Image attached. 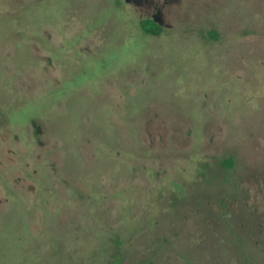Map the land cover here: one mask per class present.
I'll return each mask as SVG.
<instances>
[{
  "label": "rangeland",
  "instance_id": "rangeland-1",
  "mask_svg": "<svg viewBox=\"0 0 264 264\" xmlns=\"http://www.w3.org/2000/svg\"><path fill=\"white\" fill-rule=\"evenodd\" d=\"M0 264H264V0H0Z\"/></svg>",
  "mask_w": 264,
  "mask_h": 264
},
{
  "label": "trees",
  "instance_id": "trees-1",
  "mask_svg": "<svg viewBox=\"0 0 264 264\" xmlns=\"http://www.w3.org/2000/svg\"><path fill=\"white\" fill-rule=\"evenodd\" d=\"M140 25L142 27V29L147 33V34H151L154 36H159L163 29L160 25H158L155 21L153 20H142L140 22ZM214 35V34H213ZM234 165V160L232 158L226 159L223 162V166L226 169L231 168Z\"/></svg>",
  "mask_w": 264,
  "mask_h": 264
}]
</instances>
